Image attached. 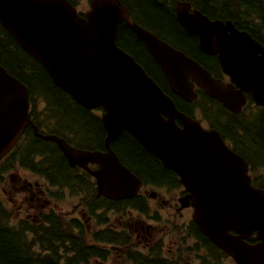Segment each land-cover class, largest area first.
<instances>
[{"label":"water","instance_id":"obj_1","mask_svg":"<svg viewBox=\"0 0 264 264\" xmlns=\"http://www.w3.org/2000/svg\"><path fill=\"white\" fill-rule=\"evenodd\" d=\"M183 30L198 38L201 51L216 56L228 82L176 50L129 16L120 0H89L80 16L68 0H0V24L38 61L51 81L87 110L101 108L103 150L70 146L33 125L27 87L0 65V159L31 126L36 136L55 142L70 166L87 170L97 194L132 197L139 178L111 148L123 131L162 165L174 171L186 191L180 208L192 207L198 229L236 264H264V189L251 184L246 160L220 133L205 130L181 112L135 59L116 43L124 22L160 67L172 93L186 102L195 87L238 113L249 94L264 108V46L231 21L209 19L185 1L174 5ZM178 121L180 126L176 123ZM96 164L90 170L88 164ZM254 236L255 242L247 240Z\"/></svg>","mask_w":264,"mask_h":264},{"label":"trees","instance_id":"obj_2","mask_svg":"<svg viewBox=\"0 0 264 264\" xmlns=\"http://www.w3.org/2000/svg\"><path fill=\"white\" fill-rule=\"evenodd\" d=\"M68 1L76 5L80 0ZM120 1L134 21L199 62L215 77L221 75L216 57L202 53L196 36L185 32L175 20L176 1L190 3L192 8L212 20H230L236 28L248 32L264 46V0ZM116 43L142 65L180 110L188 115L199 111L201 118L218 130L226 143L248 162L252 184L264 189L262 107L254 106L248 95L245 107L233 114L201 90L194 102L187 103L171 93L161 70L124 22L118 26ZM0 64L26 85L30 115L40 131L62 137L75 147L103 149L104 130L96 111L83 108L57 87L43 66L24 51L1 24ZM111 147L121 162L140 177L144 186L159 187L164 183L170 189L180 187L175 173L163 167L128 132L123 131L113 139ZM25 171L47 182L49 202L58 199L56 192L68 194L67 197L75 199L73 201L81 202V209L95 216L98 223L109 221L105 216L107 212L129 216L128 211L138 210L148 214L145 199L139 194L122 201L96 197L91 177L78 167H69L56 145L34 136L30 128L0 161V184L5 181L6 174L11 173L13 178L19 179ZM6 201L0 195V264H106L108 260L114 264H234L190 220L170 225L176 238L173 251L166 256L160 238L146 252H138L132 231H117L108 224L88 231L78 219L64 217L50 204L44 206L45 211L38 218L19 219ZM97 210L103 213L97 216Z\"/></svg>","mask_w":264,"mask_h":264},{"label":"flooded vegetation","instance_id":"obj_3","mask_svg":"<svg viewBox=\"0 0 264 264\" xmlns=\"http://www.w3.org/2000/svg\"><path fill=\"white\" fill-rule=\"evenodd\" d=\"M223 79L226 80V77L223 76ZM35 184H36V193H38V194H35L34 196L31 195V198H32L31 201H33V198H34L35 201H36V205L39 206V208H37L39 212L35 215L38 218V217H40L39 214L43 212V209L41 207L42 203H40V202L45 200L43 198H40V194L47 193V191H46V187L47 186L45 184L44 185L43 184L38 185V183H35ZM21 185L24 186V189H26V187H28L29 189L32 188V184H31V182L28 179L23 180ZM164 185H166V184H164ZM19 189H21V187ZM163 189H164V191H166V188H163ZM167 195H168V192H162V193L157 194L154 198H149L148 197L147 201L149 200V202L151 201L152 203H154V205L160 206L163 210L166 211L169 219H171L172 212H175V213H178V214H180V212H178L179 210H178V207H176V203L174 204V202H170L168 200V198L166 197ZM56 196L58 197V199L53 204L55 206L54 210H56L57 212L61 213L65 217V215L69 214V211L66 210L64 212H61L60 209H63L64 207H68L69 205L72 207L71 201H73L75 199H70L69 197H67L68 194L66 195L63 192H56ZM9 197L7 198L8 202H9V205H10V203H13L14 205H16V217L19 218V219L27 220L28 217H29V214H27V211H25L22 208V206L24 204L23 201L25 199L23 198L18 203L12 197H10V198ZM73 202H76V201H73ZM80 204H81V202H78V206ZM78 210L79 211H76V212L71 211V213L73 212L72 218L76 219V220L78 219L86 227V229H88L89 226H90V222H91L92 216H90L86 212H83L85 209H81V210L78 209ZM81 212H83V213H81ZM172 220H174V219L172 218ZM164 230L165 231L167 230L165 225H164ZM135 231L137 232L136 233V237L137 238H141L138 241V243H142L143 246L147 245V243H146V241L144 239V235L142 234L143 233L142 226L141 227H137ZM164 238L170 240V237H169L168 234H165Z\"/></svg>","mask_w":264,"mask_h":264},{"label":"rangeland","instance_id":"obj_4","mask_svg":"<svg viewBox=\"0 0 264 264\" xmlns=\"http://www.w3.org/2000/svg\"><path fill=\"white\" fill-rule=\"evenodd\" d=\"M78 11L80 12H84L88 9V0H80L79 4L76 5ZM97 113H99V110H97ZM10 174H6V181L3 184H0V195L3 197H6V193L8 196L12 197L15 201H17L18 203L24 198L25 200L23 201L24 204L22 206V208L30 213H33L32 210L27 209L26 207L29 208H33L36 204L35 199H33V201H31V197H30V193H28L27 191L29 190L28 187H26V189H24L22 184V181L25 179H30L32 182H34L36 179L35 178H31L29 176L28 173L25 172H21V178L19 180H13V182L10 184L9 182V177ZM21 187L22 191L19 192V188ZM159 192V191H158ZM172 192L169 195H167L166 197L168 198V200L170 202H175L176 198L178 197V190H172ZM8 207L11 206V209L16 213L15 208L16 205H14L13 203H10L8 200L6 201ZM152 207L155 209L156 206L154 205V203H152ZM70 208V207H69ZM161 214L162 215H166V211L161 210ZM190 215H191V211L188 209H183L180 214H173V218L174 219H183L185 221L190 219ZM149 225H154V223L152 221H148ZM166 244H168V240H166Z\"/></svg>","mask_w":264,"mask_h":264},{"label":"bare ground","instance_id":"obj_5","mask_svg":"<svg viewBox=\"0 0 264 264\" xmlns=\"http://www.w3.org/2000/svg\"><path fill=\"white\" fill-rule=\"evenodd\" d=\"M117 137V136H116Z\"/></svg>","mask_w":264,"mask_h":264}]
</instances>
